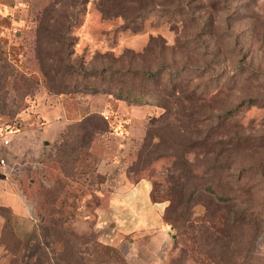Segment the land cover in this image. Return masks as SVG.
Instances as JSON below:
<instances>
[{
	"label": "rangeland",
	"instance_id": "obj_1",
	"mask_svg": "<svg viewBox=\"0 0 264 264\" xmlns=\"http://www.w3.org/2000/svg\"><path fill=\"white\" fill-rule=\"evenodd\" d=\"M53 1L29 0L26 26L12 31L11 45L0 42L13 67L0 65V184L2 169L15 170L25 210L42 216L22 226L16 194L0 197V264H131L96 245L112 241L109 210L122 179L149 180L175 221L168 264H264V0H88L70 37V75L45 58L46 77L36 21ZM103 69L129 72L130 88L149 95L160 86H143L141 71L180 70L187 100L177 114L150 97L85 90L82 74ZM18 72L34 81L27 95L11 85ZM201 90L208 96L190 98ZM26 113L36 122L24 123ZM35 134L76 135L25 151L22 136L29 146ZM64 139L73 153L61 164Z\"/></svg>",
	"mask_w": 264,
	"mask_h": 264
},
{
	"label": "crops",
	"instance_id": "obj_2",
	"mask_svg": "<svg viewBox=\"0 0 264 264\" xmlns=\"http://www.w3.org/2000/svg\"><path fill=\"white\" fill-rule=\"evenodd\" d=\"M28 1L0 0V42L4 41L5 47L8 42L10 44L12 31L16 27H23L28 23L31 16ZM26 115L27 113L23 116L24 123L36 122L35 116L30 115L32 118H27ZM59 135L35 134L31 141L33 144L29 146L26 144L25 136H22V144L24 150L27 151L31 147L35 148L39 142L46 143L51 137L56 136L55 138H57ZM16 136L18 137V134ZM29 164L32 165L33 170L40 165L39 162H30ZM26 165L24 164L22 169L26 168ZM15 172L10 168L1 170L6 178H3L0 184L2 190L0 197L9 203L12 201L11 199H14L12 195L14 192L16 203L21 206V209L15 212L14 218L19 219L22 226L26 224L30 226L31 220H37L42 216L25 210L23 206L25 196L20 191L21 182L11 178ZM151 194L152 183L149 180L143 179L131 184L128 179H122L119 189L112 197L109 211L113 218L112 224L115 226L111 243L105 242V244L118 249L131 264L133 261H136L137 264H168L174 247L173 231L164 220L166 205L162 202H154ZM35 228L36 231L40 230L39 226H35ZM41 233L39 232V235Z\"/></svg>",
	"mask_w": 264,
	"mask_h": 264
},
{
	"label": "trees",
	"instance_id": "obj_3",
	"mask_svg": "<svg viewBox=\"0 0 264 264\" xmlns=\"http://www.w3.org/2000/svg\"><path fill=\"white\" fill-rule=\"evenodd\" d=\"M88 3V0H54L52 4L48 7H45L38 15L36 25L38 27L36 33V46L35 54L36 60L39 64V71L46 75L45 70V58H48L54 62V68L62 69L65 71V74L70 75V71L73 68L72 63L70 62L73 58V41L72 37L74 30L79 28L82 23V16L85 15V5ZM102 11V10H101ZM71 39V40H70ZM56 43V44H55ZM52 45H57L54 47L52 52H49L48 49ZM57 57V58H55ZM0 65H3L5 69H13L9 58L0 56ZM167 71H170L167 74ZM24 73H17L14 75V81L11 82V85L14 88V91L22 94H29L33 88L34 81L26 76ZM128 73L122 71H112L111 69H103L101 71H86L82 74L83 88L87 91L99 92L103 91L105 93L114 94L116 92L118 96L123 97L124 99L131 100L135 103H140L146 101L147 98L155 99L158 101L166 102V105L169 106L171 103L175 105L177 114H180V102L186 101L188 94H185L183 90H180V85L177 84L180 79V70L174 72L173 70L164 69L163 72H151L149 70H143L140 72L141 82L143 86L146 83H153L159 85L160 88L157 89V93L154 95H149L144 92H134L130 88L129 81L125 80ZM165 76H168L165 78ZM146 87V86H145ZM149 91V90H148ZM184 93V94H183ZM208 90H201L198 96L192 95L191 99H201L202 97L208 96ZM5 108L0 103V116L5 115ZM85 123H93L96 119L93 114H89L85 117ZM98 131V127L95 128ZM97 131L95 133H97ZM76 134H61L60 140L62 137L68 139ZM85 136L94 137L95 134H82ZM64 139V141L56 148L55 154L60 156L58 160L63 164L62 156H69L73 153L71 148L65 149L64 143L69 141ZM66 140V141H65ZM61 142V141H60ZM62 153V154H61ZM157 160H160L162 156H156ZM50 188L51 186H46ZM197 189H194L190 194L194 195ZM219 199L224 200L222 197ZM154 202H159L152 197ZM167 209L164 212V220L172 230L175 227V221L170 217L166 216ZM173 231V230H172ZM70 237H72V232H69ZM174 236V232H173ZM98 247L111 250L114 254H120L118 249L107 244H96ZM79 251V252H78ZM76 254L84 255L86 254L85 250H81L80 247L74 250ZM61 257V256H60ZM64 261V260H62ZM65 264H75L73 261L68 260L64 262Z\"/></svg>",
	"mask_w": 264,
	"mask_h": 264
},
{
	"label": "built area",
	"instance_id": "obj_4",
	"mask_svg": "<svg viewBox=\"0 0 264 264\" xmlns=\"http://www.w3.org/2000/svg\"><path fill=\"white\" fill-rule=\"evenodd\" d=\"M6 144H8L9 142L8 141H5ZM1 163H4V160H1Z\"/></svg>",
	"mask_w": 264,
	"mask_h": 264
},
{
	"label": "water",
	"instance_id": "obj_5",
	"mask_svg": "<svg viewBox=\"0 0 264 264\" xmlns=\"http://www.w3.org/2000/svg\"><path fill=\"white\" fill-rule=\"evenodd\" d=\"M48 144V142H46Z\"/></svg>",
	"mask_w": 264,
	"mask_h": 264
}]
</instances>
